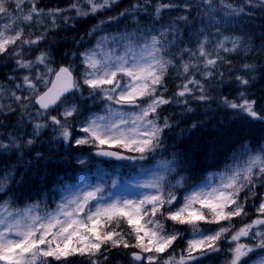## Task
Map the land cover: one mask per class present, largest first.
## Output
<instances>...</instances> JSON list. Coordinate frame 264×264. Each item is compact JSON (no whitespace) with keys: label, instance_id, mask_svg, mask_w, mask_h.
Here are the masks:
<instances>
[{"label":"snow or ice","instance_id":"obj_1","mask_svg":"<svg viewBox=\"0 0 264 264\" xmlns=\"http://www.w3.org/2000/svg\"><path fill=\"white\" fill-rule=\"evenodd\" d=\"M119 3L120 0H69L63 7L45 8L40 6V0H0V57L13 62L7 76L9 86L0 85V97L9 94V103L0 104V114L8 120L19 112L16 127L27 121L33 129L26 140L15 132L8 133L6 141L0 139V154H23L22 150L34 145L42 130L52 127L55 139L75 147H91L96 156L146 160L162 146V134L171 127L167 117L160 121L163 106L182 104L187 112H192L188 97L201 103L211 100L209 89L213 82H223L225 75L220 65H231V54L239 56L243 52L247 56L252 51L240 36L218 35L213 42L205 34L209 29L202 28L197 33L195 48L185 46L174 56H166L177 45V22H188L193 4L190 0H135L87 33L91 37L103 30L105 24L122 17H130L137 24L132 31L101 37L95 48L82 52L84 71L80 79L71 64L58 69L50 67V53L39 47L50 31L58 29L61 21L64 26L74 27L77 19H87L105 10L115 11ZM195 8L202 23L203 17L212 23L216 16L226 23L236 17L255 15L253 9L264 11V0H242L239 4L199 0ZM176 10H181V14L172 23L162 25L158 34L154 28L144 30L139 26L137 18L141 13L161 20L165 12L171 16ZM214 27L220 33L221 22H215ZM118 48L122 49L119 54ZM255 67L253 63H243V71L235 75V82L240 85L238 96H223L220 102L242 118L264 121V109L258 111L257 101L247 95L253 78L249 74ZM170 69H175L182 81L172 96L166 95L165 83ZM84 86L90 90V96L98 93L107 102L106 114L85 117L78 128L83 135L74 137L67 121L77 115L79 106L66 104L58 115L52 113L68 94H82ZM245 155L247 159L241 162ZM233 160L224 171L214 174L215 182L210 176L205 185L186 193L182 203L175 189L182 186L183 177L175 184L168 182L169 174L180 166L175 157L157 161L150 179L138 185L151 190L140 199L105 201L104 186L97 184L68 196L63 195L68 190L65 186L61 201L51 211H39V203L18 208L13 207L12 201L3 200L0 264H59L73 256L86 257L85 264H104L109 258L107 253L118 248L138 250L130 253L132 264H200L203 257L224 250L222 240L227 241L230 254L225 264H264V196L259 197L258 206L253 205L257 213L254 219L238 229L232 223L236 217L248 216L247 201L256 198L257 189L264 187V147L253 154L245 145ZM78 162L85 161L81 158ZM11 182V172L5 170L0 177V193ZM165 221L188 227L190 234L179 257L173 245L184 234L176 228L169 230ZM202 223L220 227L204 229ZM169 249L173 251L165 256Z\"/></svg>","mask_w":264,"mask_h":264},{"label":"trees","instance_id":"obj_2","mask_svg":"<svg viewBox=\"0 0 264 264\" xmlns=\"http://www.w3.org/2000/svg\"><path fill=\"white\" fill-rule=\"evenodd\" d=\"M68 2L69 0H40V6L45 8L49 6L63 7ZM134 2L135 0H120L115 11L107 10L97 13L95 16H89L87 19H77L74 27L64 26L61 21V26L50 31L46 40L39 47L50 53L53 66L71 64L73 69L77 71V61L81 51L92 46L94 40L101 33L108 30L114 31L120 28L130 30L137 27V24L130 17H122L119 21L105 24L103 30L94 33L93 36H87L94 25L101 20H107L109 16H116ZM152 2L155 3V0ZM179 2H183V0H179ZM190 3L194 7L188 22L183 26L181 48L185 47L187 40L192 37L189 24L192 28H196L198 25L199 12L195 5L199 4V0H190ZM176 11L181 14V10ZM167 14L165 12L163 16ZM138 18L141 20L138 21L139 25L141 22L147 23L153 19L148 13H141ZM38 34V32L35 33V35ZM81 37L84 39L81 40ZM250 63L255 64L256 67L255 71L249 74L253 78L247 86V95L257 101L256 107L258 109L264 94L262 89L264 86V69H259L260 59L258 58H254ZM235 64L238 65L233 60L230 69H220L225 73V77L223 82H213V86L209 89L212 96L211 100L201 103L188 97L189 106L193 109L192 112H187L184 105L176 103L165 105L161 109L160 118L167 117L171 127L164 130L160 148L164 149L166 158L172 160L175 157L179 162L180 166L174 172L185 173L190 178V182L198 181L207 171H218L235 162L233 160L234 154L239 155L245 145L248 149L256 150L264 138V121L242 118L240 114L225 107L220 102V98L223 96L229 99H235L238 96L240 85L235 82V75L241 73L243 69H233ZM240 66L242 67V65ZM12 68L13 62L7 60L6 57H0V80L7 79ZM170 71L165 81L168 89L166 95L168 96H172L177 90V85L182 82L177 77L175 70ZM73 99L75 100V97ZM78 104L83 109L88 107L90 109L95 105L94 100H83ZM13 106L16 107L15 104ZM31 111L34 112L35 108ZM18 118L19 112L8 120L2 119V114H0V123L4 125L0 127V139L6 141L8 133L13 132L25 140L28 138V134H31L33 129L27 121H25L26 126L21 125L17 128L16 121ZM71 122L69 124L71 128H74V123ZM193 124L196 125L195 128L192 127ZM54 136L52 127H49L41 131L40 136L35 139L34 145L22 150L23 154L21 152L0 154V177L5 174V170H9L12 175V182L5 192L0 193V200L12 201L13 207H24L33 203L52 207L59 190L58 187H65L66 184L64 185V183H68L74 175L80 174L82 166L75 165L74 157L76 153L82 150L72 146V144L65 143L62 139H55ZM123 170L126 173L130 172L125 166H123ZM257 192L256 198H250L247 201L248 216L233 219L232 223L235 228L256 217L257 214L253 205L260 197L261 188H258ZM241 196L243 197V193ZM122 227L127 230L126 224H123ZM174 228L184 235L188 231L186 225H175ZM181 245H183L182 241L176 246L180 247ZM133 251L138 250L132 248L111 249L107 253L108 261L104 264H132L130 253ZM224 251L225 249L222 253ZM86 259V257L73 256L69 257L68 261H61L59 264H85ZM100 259L103 262V256ZM52 264H57V262L52 261Z\"/></svg>","mask_w":264,"mask_h":264},{"label":"rangeland","instance_id":"obj_3","mask_svg":"<svg viewBox=\"0 0 264 264\" xmlns=\"http://www.w3.org/2000/svg\"><path fill=\"white\" fill-rule=\"evenodd\" d=\"M216 2H217V4H219V0H216ZM253 11L256 14L251 16V17H249L247 15H244V16L236 17V18H234L232 20H229L226 23L221 21V17L220 16L213 17L212 18V23L209 22V18L208 17H204V21H203L202 24H204V23L205 24H204V26L202 28H208L209 29V31L206 32L205 34L208 35L209 39L214 42L215 38L218 35L220 36V38H223V36H230V37L231 36H238L237 34H235V32H233L231 29L228 28L231 25H233V26H236V25L241 26V28L239 30V32L241 34L240 37H242V38H243V36L246 37V35H247L246 28H247V26H249V24L252 23V25H256V31L261 32L263 34L262 40H264V11H262L260 9H253ZM173 13H175V14H172L171 16L168 15V14L163 16L161 20H157L156 21L155 19H152V21L148 22L147 26H144L142 29L147 30L149 28H154L155 30H157V34H158V31H159V29L161 28L162 25H168V24L172 23L174 21V19H175V16L177 14H179V13H177V11H174ZM221 16H222V13H221ZM217 21L221 22L220 33H217L216 28L214 27V24ZM182 24H183L182 21L177 22V27H178L177 42L182 37V35H181V25ZM243 24H244V27H243ZM262 34H260V35H262ZM113 35H115V34H113ZM103 36H105V35H103ZM200 38H202V37H200ZM243 40H244V38H243ZM250 41L252 43H254L252 40H250ZM250 41H248V40L245 41L244 40V43L249 45V47L252 49V51L250 53L258 51V55L263 58V59L260 58V68H261L263 66V63H264V51H261V49H264V45H262V47L255 48L254 45L250 43ZM96 45L93 48H95ZM195 46H196V43L193 45L192 48H195ZM109 47H111V45ZM93 48H91V49H93ZM107 50L108 49H104V51H107ZM120 51H122V49L118 48L117 49V54H119ZM241 53L243 54V52H241ZM232 55L233 54H231V56ZM226 65H228V64H222L220 66V69H226ZM8 86L9 85H6L4 87H8ZM262 89L264 90V87H262ZM8 95L9 94L6 93L4 97H0V104L7 105L9 103V100L7 99ZM113 107H118V106L113 105ZM63 108H62V110H63ZM261 109H264V97H263V101L261 103V107L258 108L257 110L259 111ZM104 114H106L105 111L103 113H101L100 115H104ZM261 147H264V138H263V144L261 145ZM256 152L257 151H255L254 153H256ZM83 159H84V161H87L86 157H83ZM246 159H247V156H244L241 159V162H243ZM155 167L150 168V169H148L145 172H142L140 174V176H138L137 178H135L133 180H127V181H124V182H116L115 185H113L110 188L111 191H107V192L104 191L102 193V195L105 196V201H110V200L115 199V198H120V199L127 198V199H131V200H136V199L142 198L143 195L148 194L151 191L150 189L140 188V187H138V185L140 183L150 179L152 171L155 170ZM221 172L222 171L216 172V173L207 174L206 177L201 181V183L197 187L205 185L208 182V179H209L210 176L212 177L213 182H215L217 177L214 174H218V173H221ZM98 178H99V175H98ZM181 178L182 177L178 178L177 180H180ZM177 180L173 181L172 184H175ZM184 182H185V179H183L182 186H183ZM97 184L102 185V183H100L97 179L95 181H89L87 176H83V177L80 178V180H79V182H78V184H77V186L75 188L65 191L63 193V195L68 196L71 193H73V192H75L77 190H80V189L89 190L86 186H95ZM181 187L176 188L175 191L178 190ZM61 195L59 197V202L61 201ZM262 196H264V190H263ZM182 202H183V200L181 201V203ZM250 243H251V241H250ZM217 257H220V260L223 259V256H221V255H219V256H215V255L207 256L206 258H204V259H202L200 261V264H216V258ZM221 261H223V260H221Z\"/></svg>","mask_w":264,"mask_h":264},{"label":"bare ground","instance_id":"obj_4","mask_svg":"<svg viewBox=\"0 0 264 264\" xmlns=\"http://www.w3.org/2000/svg\"><path fill=\"white\" fill-rule=\"evenodd\" d=\"M262 45H263V42L262 41H258L257 42V47H262Z\"/></svg>","mask_w":264,"mask_h":264}]
</instances>
